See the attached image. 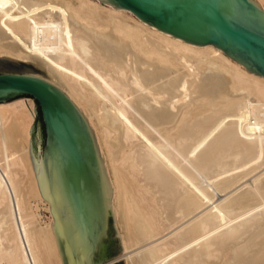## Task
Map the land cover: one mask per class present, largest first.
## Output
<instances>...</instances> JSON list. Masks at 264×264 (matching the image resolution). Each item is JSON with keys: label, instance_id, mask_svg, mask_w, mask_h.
<instances>
[{"label": "bare ground", "instance_id": "bare-ground-1", "mask_svg": "<svg viewBox=\"0 0 264 264\" xmlns=\"http://www.w3.org/2000/svg\"><path fill=\"white\" fill-rule=\"evenodd\" d=\"M0 56L42 66L83 111L125 264H264L263 74L103 0H0ZM14 97L0 102V264H63L34 102Z\"/></svg>", "mask_w": 264, "mask_h": 264}, {"label": "water", "instance_id": "water-1", "mask_svg": "<svg viewBox=\"0 0 264 264\" xmlns=\"http://www.w3.org/2000/svg\"><path fill=\"white\" fill-rule=\"evenodd\" d=\"M177 38L212 44L264 75V10L253 0H103ZM46 73L30 61L0 56V70ZM29 94L38 103L35 173L51 200L64 264H98L124 248L112 210V187L83 111L60 87L34 74L0 72V102ZM111 264H124L120 259Z\"/></svg>", "mask_w": 264, "mask_h": 264}, {"label": "rangeland", "instance_id": "rangeland-1", "mask_svg": "<svg viewBox=\"0 0 264 264\" xmlns=\"http://www.w3.org/2000/svg\"><path fill=\"white\" fill-rule=\"evenodd\" d=\"M261 9H262V7H261ZM264 10V9H263ZM30 62H32V61H30ZM32 63H34V62H32ZM45 70V69H44ZM0 72H15V73H23V74H34V75H37V76H40V77H42V78H45L46 80H48L47 79V73H41V72H36V71H21V70H5V69H2V70H0ZM45 72H46V70H45ZM44 76H46V77H44ZM49 81V80H48ZM49 82H51V81H49ZM52 84H54V85H56L55 83H53V82H51ZM56 86H58V85H56ZM59 87V86H58ZM63 90V89H62ZM64 91V90H63ZM65 92V91H64ZM19 97H24V98H32L33 99V102H34V111H35V118H34V122H33V125H32V128H31V143H32V151H33V143H34V133H35V123H36V113H37V107H39V105H38V103H37V101L32 97V96H30L29 94H20V96H18V97H14L13 99H15V98H19ZM12 98V97H11ZM92 128V127H91ZM95 139H96V137H95ZM96 143H97V141H96ZM97 147H98V145H97ZM99 149V148H98ZM43 212V211H42ZM44 213V215H48L47 214V212H43ZM120 236V235H119ZM120 259H122V258H119L118 257V254L117 255H115V256H113V257H111V258H109V259H106V260H104V261H102V262H100V263H98V264H111V263H114V262H116V261H118V260H120ZM123 261H124V259H123ZM63 262V261H62ZM63 264H64V262H63ZM124 264H125V262H124Z\"/></svg>", "mask_w": 264, "mask_h": 264}]
</instances>
